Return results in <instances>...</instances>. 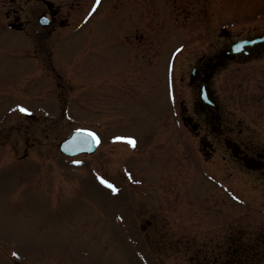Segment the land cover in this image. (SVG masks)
Masks as SVG:
<instances>
[{
    "label": "rangeland",
    "instance_id": "1",
    "mask_svg": "<svg viewBox=\"0 0 264 264\" xmlns=\"http://www.w3.org/2000/svg\"><path fill=\"white\" fill-rule=\"evenodd\" d=\"M45 1L61 5L42 28V0H0V264H199V243L231 219L241 264L253 262L260 192L217 152L203 158L179 104L193 117L188 73L210 30L263 31L264 0ZM256 106L247 123L264 144ZM76 126L101 142L71 159L57 142Z\"/></svg>",
    "mask_w": 264,
    "mask_h": 264
},
{
    "label": "flooded vegetation",
    "instance_id": "2",
    "mask_svg": "<svg viewBox=\"0 0 264 264\" xmlns=\"http://www.w3.org/2000/svg\"><path fill=\"white\" fill-rule=\"evenodd\" d=\"M42 1L46 7L39 15L47 16L48 26H53L59 5ZM210 34L211 40L193 60L190 67L194 68L192 75L188 73V84L195 89L197 87L198 97L193 102V117L184 114L183 127L197 139L198 150L204 158L210 159L217 152L228 174L236 173V177L247 181L243 184L250 185L252 190L257 189L260 192L258 205L263 206L264 144L258 143L263 137L250 129L247 121L259 119L256 105L264 98V93H260L261 88L264 90L263 83H260L264 77V39L244 42L263 35L264 30L250 31L248 26H242L234 31L219 26L210 30ZM233 43L241 44L232 51ZM220 78H225L221 82L226 97L219 84ZM198 91H202L203 97L198 95ZM224 228L227 230L225 237L212 233L207 241L199 243L198 251L202 253L204 250L206 255L204 259L200 257L199 264H235L233 252L239 249L240 242L233 237L232 219ZM257 239L250 245L257 246L259 255L253 257L254 261L249 264L259 263L264 253V237L257 235ZM245 249L250 247L247 245Z\"/></svg>",
    "mask_w": 264,
    "mask_h": 264
},
{
    "label": "water",
    "instance_id": "3",
    "mask_svg": "<svg viewBox=\"0 0 264 264\" xmlns=\"http://www.w3.org/2000/svg\"><path fill=\"white\" fill-rule=\"evenodd\" d=\"M90 131L74 130L58 144V149L73 155L78 152H91L94 149L95 140L89 134Z\"/></svg>",
    "mask_w": 264,
    "mask_h": 264
},
{
    "label": "snow or ice",
    "instance_id": "4",
    "mask_svg": "<svg viewBox=\"0 0 264 264\" xmlns=\"http://www.w3.org/2000/svg\"><path fill=\"white\" fill-rule=\"evenodd\" d=\"M99 3V0H96V4ZM96 4H93V8L96 6ZM177 51H179V49H177ZM21 112H28L29 109L26 107H23L22 105H17L16 106ZM82 131H87V130H82ZM94 140H96L98 142V138L96 137L95 133H89ZM120 139H125L129 144L134 145L135 141L132 137H122ZM101 183H104L107 187H109L110 189H112L113 192L116 191V188L107 180L101 178Z\"/></svg>",
    "mask_w": 264,
    "mask_h": 264
}]
</instances>
